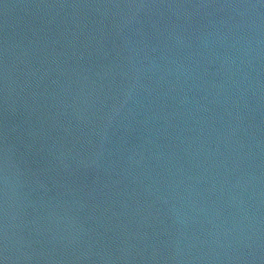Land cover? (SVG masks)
I'll list each match as a JSON object with an SVG mask.
<instances>
[{"label": "water", "instance_id": "1", "mask_svg": "<svg viewBox=\"0 0 264 264\" xmlns=\"http://www.w3.org/2000/svg\"><path fill=\"white\" fill-rule=\"evenodd\" d=\"M0 264H264V0H0Z\"/></svg>", "mask_w": 264, "mask_h": 264}]
</instances>
